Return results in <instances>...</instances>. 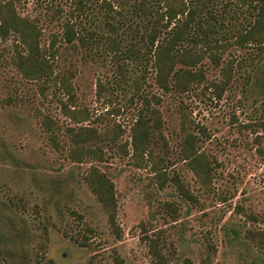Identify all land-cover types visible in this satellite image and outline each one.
<instances>
[{
    "label": "rangeland",
    "instance_id": "obj_1",
    "mask_svg": "<svg viewBox=\"0 0 264 264\" xmlns=\"http://www.w3.org/2000/svg\"><path fill=\"white\" fill-rule=\"evenodd\" d=\"M14 2L42 29L55 75L24 78L14 63L18 39L0 37V264H156L154 246L167 264H264V46L234 42L257 0H193L191 39L180 47L201 55L193 71L205 80L184 94L159 87L147 49L161 0H144L146 12L140 0ZM69 21L85 44L62 40ZM162 23L160 42L175 27ZM217 41L219 66L210 57ZM132 49L139 52L125 58ZM145 99L161 125L150 153L137 158L132 129ZM80 127L98 131L103 160L71 158L68 130ZM188 135L211 165L209 181L184 157ZM92 166L115 184L117 229L85 182Z\"/></svg>",
    "mask_w": 264,
    "mask_h": 264
},
{
    "label": "trees",
    "instance_id": "obj_2",
    "mask_svg": "<svg viewBox=\"0 0 264 264\" xmlns=\"http://www.w3.org/2000/svg\"><path fill=\"white\" fill-rule=\"evenodd\" d=\"M192 2L193 0L190 2L188 0H161L162 9L157 11L156 21L148 36L147 49L150 56H153L155 59L157 83L165 93L174 91L178 94H184L190 91L194 84L202 83L205 80L203 72L193 71V68L201 60V55L188 49L183 50L180 47L184 41L191 39L189 37V29L195 24L197 17V10L191 5ZM137 4L142 11L146 12L148 10L144 0H140ZM111 5L109 2H104V6L113 10ZM78 8L84 11V3L82 1L78 3ZM255 8L257 14L254 21L246 29L234 36L235 45L240 48L250 45L264 46V0H257ZM165 20L164 27L166 29L175 24L172 30L173 36L168 41L160 42L161 25ZM214 31L217 30L214 29ZM205 34L208 39L210 33L205 32ZM42 35L43 32L38 22L35 19L21 16L14 0H0V37L7 39L10 36H14L18 39L14 63L24 78L33 81L50 79L55 75L53 62L41 45ZM62 35V40L69 44L74 43L77 39L82 41L83 44L86 42L85 38L80 35L74 22L69 21L65 23ZM54 45L55 43L52 46L54 47ZM20 49L25 54L20 52ZM210 49V57L213 63L219 66L221 63L219 51L223 49V45L217 41L214 45L210 46ZM137 52L139 51L132 49L122 52V54L125 58L129 59L133 58ZM180 63L184 67L187 66L189 68H177ZM224 70L227 73L226 76L229 78L233 70L232 64H229ZM56 79L58 80L60 89L65 91L70 98H73L72 80L69 76L61 75L60 77H56ZM228 82H230L229 79L226 81V84ZM223 87L222 91L224 90ZM156 101L160 102L161 98H156ZM144 103L143 110L140 112L138 120L132 129V145L135 151L134 155L137 158L144 157L147 152L150 153L151 143L161 125L159 110L152 107L151 101L148 99H145ZM62 104L67 109L65 103ZM67 114L71 115L74 120L81 121L76 118L75 112L69 111ZM46 124L49 126V129H52V121L48 120ZM68 131L75 145V148L70 153L73 160L81 163L85 160V157L104 159L103 150L98 146H94V141L99 139L97 130L80 127L78 129L70 128ZM184 155L185 159L191 162L192 169L196 175L209 181L211 177V165L207 158L195 149V136L188 135L185 139ZM85 182L107 214L110 226L113 229H117L118 209L114 182L95 166H92L89 170L85 177ZM76 240V242L80 243L78 238ZM261 243V246H264V238H262ZM153 248L156 251V264H167L164 255L161 254L158 247L154 246Z\"/></svg>",
    "mask_w": 264,
    "mask_h": 264
}]
</instances>
